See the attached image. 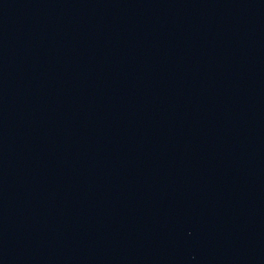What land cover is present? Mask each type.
<instances>
[{"label":"water","instance_id":"water-1","mask_svg":"<svg viewBox=\"0 0 264 264\" xmlns=\"http://www.w3.org/2000/svg\"><path fill=\"white\" fill-rule=\"evenodd\" d=\"M0 264H264V0H0Z\"/></svg>","mask_w":264,"mask_h":264}]
</instances>
